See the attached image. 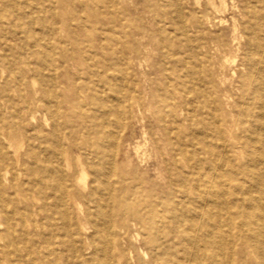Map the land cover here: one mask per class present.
Returning <instances> with one entry per match:
<instances>
[{
	"label": "bare ground",
	"instance_id": "1",
	"mask_svg": "<svg viewBox=\"0 0 264 264\" xmlns=\"http://www.w3.org/2000/svg\"><path fill=\"white\" fill-rule=\"evenodd\" d=\"M102 1L79 0L77 9L81 13L90 11L92 5ZM105 1L101 8L108 14L119 6V0ZM171 1L179 19V30L190 43L191 59L198 63L194 65V98L190 101L192 120L204 117L203 111L198 116L197 107L200 99L208 98L195 82V77L201 74V59L214 53L223 57L227 64L228 55L239 49L242 59L237 97L225 92L221 101L209 98L213 105V125L221 142L220 160L210 154L208 168L202 167L204 176L200 175L196 181L193 136L177 143L169 159L159 153L160 164L154 171L158 176L161 174L160 177L164 173L165 192L159 188L155 190L156 186L145 189V173L138 168L145 164L148 151H143L139 143L133 147L135 162L122 157L118 151L117 137L119 132L125 131L127 111L131 112L135 104L141 110L138 97L125 94L126 79L122 77L116 85L107 76L104 83H93L90 87L87 80L94 74L90 61L96 64L97 58L87 59L88 44L81 43V57L89 67L85 71L78 70L81 84L75 96L80 126L74 127V121L64 115L68 100L64 80L53 79V86L60 88L62 85L63 90L56 92L58 100L54 104L40 65L27 57L24 70L20 67L18 52L12 53L11 46L22 40L27 51L36 44L29 42L30 26L25 28L22 40L18 36L21 2L0 0V49L5 53L0 56V74L7 75L0 90V143H9L14 148L13 137L27 147L25 155H21L22 143L14 153L17 179L21 180L16 184V194L27 200L29 193L32 202L20 208L21 201L0 196L2 263L122 264L127 252L117 234L127 230L130 221L140 234L147 232L157 237L159 245H153L154 252L149 255L148 264H234L237 245L249 249L264 264V0H241L238 7L241 20L234 26L232 43L224 32L210 33L206 29L227 26L223 18L229 11L225 0H204V12L195 15L188 25L184 20L183 0ZM61 2L65 10L74 5V0ZM27 10L26 15L29 14ZM92 14L97 16L94 11ZM53 23L57 24L56 18ZM68 29L72 34L73 30ZM189 30L197 32L193 42H189ZM49 40L69 46L59 36L58 28L51 31ZM49 44L54 57L56 46ZM234 44L237 45L235 49L232 48ZM182 61L185 63L187 59L183 57ZM220 68L224 69L223 65ZM39 78L42 88L28 91L24 80L33 81L35 87V80ZM26 96H33L30 104ZM234 107L237 117L231 121L226 135L223 126L228 125L227 113L231 115ZM23 114L36 123L30 131L25 129ZM39 116L43 117L44 125L38 121ZM204 131L201 129V134ZM73 144L80 150L75 166L71 157ZM26 159L31 163L27 164ZM8 166V154L0 151V172ZM239 173L248 179V184L236 180ZM80 197L86 203L83 212L88 232L85 227V232L75 227L69 205L72 200L77 210L75 220H80L83 215L77 202ZM28 223L34 229L32 242L27 238L30 236L26 232ZM38 229H47L48 234H38L35 232ZM84 233L89 234L87 248L91 253L88 257L78 250ZM178 235L185 239L177 240ZM37 239L44 242L47 249L52 246L63 249L60 255L55 254L54 263L49 261L52 252L43 255ZM21 249L28 252V262L19 255ZM138 261L142 264V259Z\"/></svg>",
	"mask_w": 264,
	"mask_h": 264
},
{
	"label": "rangeland",
	"instance_id": "2",
	"mask_svg": "<svg viewBox=\"0 0 264 264\" xmlns=\"http://www.w3.org/2000/svg\"><path fill=\"white\" fill-rule=\"evenodd\" d=\"M19 1L21 2L19 10L21 28L18 31V36L22 40L25 28L30 26L29 42L30 44H36L32 50L27 51L24 49V40H22L18 45L11 46L12 53L18 52L20 67L24 70L27 68L25 63L27 57L30 62L40 65L43 77L52 92L51 100L54 104L58 100L56 92L60 91L62 93L63 90L62 85H60V88L56 87L55 84L53 86V79L58 77L59 81L64 80L68 97L64 115L68 120L72 119L74 121V127L78 128L80 126L77 96H75L76 89L81 84L80 71L78 70L85 71L89 67V65L83 63L81 43L88 44L85 50L87 59L93 60L97 58L96 64L90 61V66L94 71L91 79L87 80L90 87H93V83H104L107 76L116 85L120 84L122 77L126 79L125 94L137 96L140 100L141 110L135 104L131 112L130 110L127 111L128 119L124 122L126 124L125 131L119 132L117 137L118 151L122 157L131 158L134 162L136 157L133 147L136 144L139 143L143 151H148L145 164L138 168L141 173H145L143 177L145 178L144 187L146 190L156 186L155 190L159 188L161 191L164 190L166 192L165 186L167 183L165 176H163L164 173L160 177L161 174L158 176L154 171V168L160 164L159 153L169 159L175 152L177 143L187 141L190 136L194 138L197 160L196 181H198L200 175L204 176L205 172L202 167L208 168L209 162L207 159L210 154L215 160H220L222 152L221 142L213 125L211 117L213 105L209 98L221 101L225 92H229L228 96L234 95V97H237V85L241 76L239 65L242 59V52L240 49L228 55L229 62L227 64L223 57H218L214 53H211L210 57L202 58L199 62L201 74L195 77V82L196 86L203 90L208 98L199 100L197 113L199 116L200 111H203L204 117L199 116L195 121L194 119L192 120L193 114L190 101L191 98H194V65H198V63L191 59L192 54L188 52L190 43H187L179 30V19L175 16L171 0H119V6L115 7L111 14L101 8L106 2L105 0L102 1L103 3H95L90 11H82V13L77 9L79 0H74V5L70 4L71 6L68 10L64 9L61 0ZM225 1L229 9L223 15L227 26L218 29L210 26L206 27V29L210 33L224 32L228 41L232 43L235 37L234 26L241 20L238 8L241 0ZM183 3L185 5L184 20L187 25L192 22L195 15H200L204 12V0H183ZM216 4L219 5L218 1H216ZM27 7L30 9L27 10ZM26 10L29 12L27 15ZM92 11L97 16H93ZM53 18L57 19L56 25L53 23ZM80 20L81 26L79 25ZM69 27L73 30L72 34L69 32ZM56 28L59 29V36H61L62 40H66L69 46L55 44L49 40L51 31ZM196 33L195 30H189V42L195 40ZM236 36L238 37V34ZM76 40L78 43H76ZM49 43H53L56 46L54 57L51 56L53 53L50 51ZM235 47H237L236 44L232 45L233 49ZM4 54V51L0 49V56L2 57ZM183 57L187 59L185 63L182 61ZM12 64L15 65V63ZM221 65H223L224 69L220 68ZM6 76L0 74V90ZM14 80L15 78L12 77L11 81ZM35 81L36 84L33 87V81L24 80L28 91L32 92L33 89L37 91L42 88L41 79L39 78ZM25 98L29 104L33 100V96H26ZM59 99H62V97H59ZM227 115L228 125L225 124L223 126L226 135L230 129L231 121L237 117L236 107L231 113L232 116L229 113ZM22 117L25 129L30 131L36 123H33L26 114H23ZM37 119L44 125L42 116ZM9 124H12V121ZM203 128L206 133L203 132L201 134L200 131ZM167 129L172 133L170 134ZM19 141L12 137L11 144L14 148H11L9 143H0V151L7 153L9 156L8 168H2V173L0 172V196L4 195L5 197L21 201L22 203L19 204V207L23 208L31 205L32 202L29 193L27 200L18 197L16 194L18 191L17 185L21 183V180L17 179L14 153L17 146L21 143V155L26 154L27 148L23 142ZM76 144L72 145L71 157L73 166L76 165L77 158L80 155V150ZM24 161L27 164L31 163L30 159ZM236 180L248 184V179L241 173L237 174ZM190 195L194 197L192 193ZM77 202L83 213L78 221L75 220L77 210L74 208L73 201L69 200L75 227L82 232H85L83 230L85 227L88 232L89 225L83 212L86 206L85 200L80 197ZM53 213L55 214V211ZM127 225V230L119 231L117 234L118 240H120L125 252H127V258L122 259V264H139V258L142 259V264H148L149 255L154 252L153 245L156 247L159 245V242L156 241L157 237L147 232L140 234L130 221L127 222ZM26 227L27 235H30L27 238L32 242L34 229L30 223ZM18 230H20V227H18ZM35 232L48 234L47 229H38ZM88 237L89 234L84 233L83 240L78 244V250L84 252L87 257L91 253L90 248H87L89 246ZM183 239H185L183 235H178L177 240L181 241ZM36 241L39 242L43 255L52 252L49 257V261L52 263H54L55 254L60 255L63 251L61 247L52 246L47 249L45 243L40 239ZM2 245L3 242H0V247ZM226 252H229L228 249ZM19 255L25 262L29 261L28 252L24 249H21ZM76 262L79 263L78 261L74 263ZM190 262L192 263V261ZM0 264L5 263L0 261ZM234 264L261 263L249 249L244 250L242 246L237 245Z\"/></svg>",
	"mask_w": 264,
	"mask_h": 264
}]
</instances>
